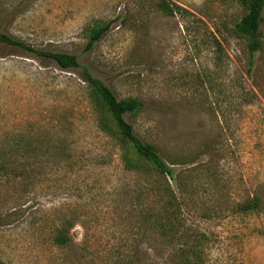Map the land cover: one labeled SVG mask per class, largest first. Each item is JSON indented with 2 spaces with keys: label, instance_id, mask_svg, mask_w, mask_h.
Masks as SVG:
<instances>
[{
  "label": "rangeland",
  "instance_id": "rangeland-1",
  "mask_svg": "<svg viewBox=\"0 0 264 264\" xmlns=\"http://www.w3.org/2000/svg\"><path fill=\"white\" fill-rule=\"evenodd\" d=\"M159 1L0 0V34L82 65L0 42L1 264H180L175 243L145 233L159 184L126 169L84 69L142 101L127 122L180 163L198 264H264V49L251 56L236 33L240 0H166L176 15ZM256 196L261 209H238ZM65 226L72 247L55 244Z\"/></svg>",
  "mask_w": 264,
  "mask_h": 264
},
{
  "label": "trees",
  "instance_id": "trees-1",
  "mask_svg": "<svg viewBox=\"0 0 264 264\" xmlns=\"http://www.w3.org/2000/svg\"><path fill=\"white\" fill-rule=\"evenodd\" d=\"M240 2L247 12L236 26V33L249 40L248 50L253 56L264 49L261 29L264 22V0H240ZM157 7L168 15H176L182 11L181 7L177 5L176 9L171 8L166 0H160ZM110 29V23H104L95 28L92 31L87 50H92L108 34ZM0 42L23 48L29 54L38 57L52 59L65 71L82 67L75 55L37 50L5 34H0ZM84 78L101 115L100 126L102 130L108 132L121 143L126 169L130 172L145 174L159 184L158 188L152 189L149 193L158 191V205H148L143 212L144 221L142 220V222L145 233L148 230L156 231L170 245L175 243L177 250H175L176 248L173 250L180 259V264H198L199 246L188 244L190 235L187 233L185 213L189 202L182 187V180H178L181 174H177L178 170L175 167L180 163L173 159L164 158L161 150L155 144L138 137L134 127L126 120V115H135L144 107V103L136 98L119 99L114 91L93 75L89 69H84ZM50 151V148L46 150L47 153ZM62 153H66V150H63ZM170 180L176 181V189L180 192H177L170 184ZM262 206V198L256 196L240 204L238 209L247 212L261 209ZM197 239L198 242H201L198 237ZM54 241L60 247H72L74 245L70 230L66 226L57 229Z\"/></svg>",
  "mask_w": 264,
  "mask_h": 264
}]
</instances>
